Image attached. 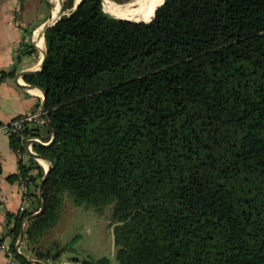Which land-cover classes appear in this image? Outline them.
<instances>
[{
    "label": "trees",
    "instance_id": "1",
    "mask_svg": "<svg viewBox=\"0 0 264 264\" xmlns=\"http://www.w3.org/2000/svg\"><path fill=\"white\" fill-rule=\"evenodd\" d=\"M102 2L64 0L26 75L55 136L35 144L50 161L38 213L43 168L8 175L31 196L6 212L10 245L23 229V251L59 261L78 235L44 239L70 199L109 208L119 264H264V0H163L148 21ZM27 131L52 134L10 133L18 155Z\"/></svg>",
    "mask_w": 264,
    "mask_h": 264
},
{
    "label": "crops",
    "instance_id": "2",
    "mask_svg": "<svg viewBox=\"0 0 264 264\" xmlns=\"http://www.w3.org/2000/svg\"><path fill=\"white\" fill-rule=\"evenodd\" d=\"M56 5L59 6L56 8ZM59 8V0H0V125L40 108L42 93L26 79V75L40 68L45 51L41 30L50 17L56 18ZM24 71L26 73L21 74ZM27 126L31 127L32 123ZM41 134L45 135L46 132L42 129ZM22 135L24 147L34 137L46 141L42 135L34 136L29 131ZM31 148L37 153L35 143L31 142ZM19 159L22 164L32 167L28 173L33 176L37 171L34 165H40L43 170L50 165L47 158H36L26 148L18 155L10 144L9 134L0 130V241L5 243L11 240V236L5 234L6 212L18 211L25 199L28 203L31 197L24 195L27 189L20 185L17 178H8L9 174L19 173ZM64 261L69 260L55 263ZM0 264H6L5 252L1 247Z\"/></svg>",
    "mask_w": 264,
    "mask_h": 264
},
{
    "label": "rangeland",
    "instance_id": "3",
    "mask_svg": "<svg viewBox=\"0 0 264 264\" xmlns=\"http://www.w3.org/2000/svg\"><path fill=\"white\" fill-rule=\"evenodd\" d=\"M60 1L63 3L64 0H59V3ZM110 1L126 4L133 0ZM58 6L56 5V8ZM68 10L62 9V13ZM105 10L109 12L107 9ZM74 235L78 236L73 242V249L61 253L58 257L59 261L67 259L71 255L79 258L107 256L113 264H119L114 256L109 208L101 214L92 206L74 205L70 199H66L57 222L51 227L44 240L56 239L64 242Z\"/></svg>",
    "mask_w": 264,
    "mask_h": 264
},
{
    "label": "built area",
    "instance_id": "4",
    "mask_svg": "<svg viewBox=\"0 0 264 264\" xmlns=\"http://www.w3.org/2000/svg\"><path fill=\"white\" fill-rule=\"evenodd\" d=\"M29 123H36V124H40V125L45 123L44 114L40 108H37V109H35L29 113L20 114V115L14 117L13 119H11V121H9L8 123L1 124L0 130H3L8 134L20 133L21 130L25 127V125H27ZM34 138L39 139L38 137H34ZM48 140L42 141V142L45 143ZM25 148L28 151L34 152L31 148V142L30 141H28ZM34 157L38 158V156H34ZM18 180L20 182V185L23 188H26V183H25L24 179L18 178ZM17 240H16V242H17ZM16 242H15V244H16ZM21 242L18 246L14 245V248H13L10 245V243H5L3 241H0V247L5 252V263L6 264H38L37 258L31 256L30 254H28L22 250ZM20 253L26 254L27 257L20 258L19 256H17V254H20ZM48 263L55 264V263H51V262H48Z\"/></svg>",
    "mask_w": 264,
    "mask_h": 264
},
{
    "label": "water",
    "instance_id": "5",
    "mask_svg": "<svg viewBox=\"0 0 264 264\" xmlns=\"http://www.w3.org/2000/svg\"><path fill=\"white\" fill-rule=\"evenodd\" d=\"M80 0H75V3H74V5H73V7H75V5L79 2ZM163 1V0H162ZM161 1V2H162ZM160 2V3H161ZM159 3V4H160ZM158 4V5H159ZM157 5V6H158ZM60 6H61V10L63 9L62 8V2L60 1ZM156 6V7H157ZM102 7H103V2H102ZM155 7V8H156ZM104 9V8H103ZM105 10V9H104ZM155 10V9H154ZM106 11V10H105ZM154 13V12H153ZM61 14H62V11H61ZM60 14V15H61ZM111 14V13H110ZM60 15L55 19V20H53V21H51V18L52 17H50V19L49 20H47L44 24H43V27H42V30H41V40H43L44 39V31H45V29L48 27V26H50V25H52L56 20H58L59 19V17H60ZM113 15V14H112ZM115 16V15H114ZM152 16H153V14H152ZM151 16V17H152ZM151 17L149 18V19H147V20H145V21H148V20H150L151 19ZM120 18H125V19H132V20H139V21H143V20H140V19H133V18H129V17H120ZM44 55H45V51L43 52V57H44ZM42 61H43V59H42ZM42 61H41V63H40V68H41V66H42ZM39 68V69H40ZM26 73V71H24V72H22L21 74H25ZM34 87L35 88H37L41 93H42V100H41V106H40V108H41V110H42V112H43V114H44V118H45V122H46V125L48 126V128H49V130L51 131V137L49 138V140L47 141V142H42V141H40L39 139H36V138H32V139H30V142H32V143H35V144H50L52 141H53V139H54V136H55V134H54V132H53V129H52V126H51V124H50V122H49V119H48V116H47V112H46V109H45V90L41 87V86H39V85H34ZM29 153L30 154H32L33 156H40L38 153H36V152H31V151H29ZM49 167H50V165L44 170V174H43V176H42V178L40 179V181H39V183H38V189H39V193H38V199H39V201H40V203H41V205H40V208L39 209H37L36 211H34L33 212V214H36V213H38L39 212V210L42 208V197H41V188H42V184H43V182H44V180L46 179V177H47V175H48V169H49ZM32 214V215H33ZM111 234H112V242H113V244H114V237H113V232H112V229H111ZM22 238H23V229L21 230V232H20V234H19V237H18V240H17V242H16V246H18L19 244H20V242L22 241ZM23 257H27V255L26 254H24V253H20ZM37 262H38V264H50V263H48V262H44V261H42V260H38L37 259ZM55 264H83L82 262H80V261H76V262H72V261H64V262H58V263H55Z\"/></svg>",
    "mask_w": 264,
    "mask_h": 264
},
{
    "label": "bare ground",
    "instance_id": "6",
    "mask_svg": "<svg viewBox=\"0 0 264 264\" xmlns=\"http://www.w3.org/2000/svg\"><path fill=\"white\" fill-rule=\"evenodd\" d=\"M162 0H133L126 4L113 3L110 0H103L104 9L117 17H129L145 21L152 16L155 7ZM61 6L57 12L56 18L61 14ZM56 18L51 19V21Z\"/></svg>",
    "mask_w": 264,
    "mask_h": 264
}]
</instances>
